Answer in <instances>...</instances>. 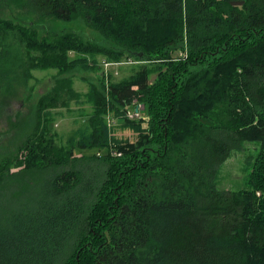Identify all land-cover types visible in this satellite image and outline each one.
<instances>
[{
    "label": "trees",
    "instance_id": "16d2710c",
    "mask_svg": "<svg viewBox=\"0 0 264 264\" xmlns=\"http://www.w3.org/2000/svg\"><path fill=\"white\" fill-rule=\"evenodd\" d=\"M7 5L100 40L40 36L4 18ZM102 59L138 63L115 79ZM18 64L57 72L33 133L0 164V264H264V0H0L9 93L32 76ZM79 70L99 74H81V93ZM65 95L83 126L62 143L49 121ZM245 143L248 185L220 189Z\"/></svg>",
    "mask_w": 264,
    "mask_h": 264
},
{
    "label": "rangeland",
    "instance_id": "374dc122",
    "mask_svg": "<svg viewBox=\"0 0 264 264\" xmlns=\"http://www.w3.org/2000/svg\"><path fill=\"white\" fill-rule=\"evenodd\" d=\"M1 14L6 19L10 18L16 22L25 23L32 21V24L28 26H33L40 33V36H46L52 38L54 34L61 32L62 30H72L79 34L84 39L100 40V35L90 29L84 24H79L76 22H67L60 19H53L51 17L36 18L35 13H25L18 9L14 5H7L2 10ZM38 17V16H37ZM24 47L18 46L17 55L23 56ZM72 56L73 53L70 52ZM19 56V57H20ZM25 58V57H24ZM110 62V61H109ZM104 59L99 62V67L103 75L108 72L113 73L115 79H120L127 76L131 68L137 63L132 61L128 62H117L104 66ZM111 63V62H110ZM23 68L30 69V78L26 79V83L20 84L17 78L13 81V90L9 93L5 86L0 85V100L2 101V110L0 111V164H3L6 159L11 160L16 155V152L22 150L24 143L27 138L33 133L34 128L38 124V99L48 93L50 88L52 89L54 85V75L57 70L55 68H38L34 69L31 67H25L18 64ZM76 75L72 78L73 90L81 93L88 89V84L81 80V74H87L92 81L96 82L98 77V72H81V70L76 72ZM151 80L156 76L155 74H150ZM18 77V76H17ZM21 82V80H20ZM64 102H69V106L65 105L58 106L53 111V119L49 121V126L52 129V133H55L56 140L62 143L68 142L71 136L78 134L83 126V118L79 115L81 110V103L77 101V98H71L68 101V97L63 96ZM66 98V99H65ZM137 107V111H135ZM129 114L133 117L136 115H141L144 111V105L138 100H133L132 103L127 106ZM85 110L89 111V105H85ZM246 149L244 151L233 152L232 155L220 166L218 172V187L220 189L236 190L246 187L248 173L250 167L247 165V160L250 158V154H255L256 150H253V144L245 143ZM81 153V151H77ZM91 153V152H88ZM21 154H23L21 152ZM18 169V168H17ZM14 168L12 171H16ZM26 172L17 174L19 176H25ZM43 176L45 175L42 173ZM35 177V175H32ZM42 176H36L38 179Z\"/></svg>",
    "mask_w": 264,
    "mask_h": 264
},
{
    "label": "built area",
    "instance_id": "2783aa9c",
    "mask_svg": "<svg viewBox=\"0 0 264 264\" xmlns=\"http://www.w3.org/2000/svg\"><path fill=\"white\" fill-rule=\"evenodd\" d=\"M110 64H114V63L105 62V63H104V66H108V65H110ZM105 75H107L106 71H105ZM135 111H137V107H135ZM125 113H127L130 117H133L132 115L129 114V110H128V108L125 109ZM136 117H139V116L136 115ZM134 118H135V117H134Z\"/></svg>",
    "mask_w": 264,
    "mask_h": 264
}]
</instances>
